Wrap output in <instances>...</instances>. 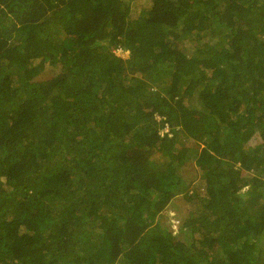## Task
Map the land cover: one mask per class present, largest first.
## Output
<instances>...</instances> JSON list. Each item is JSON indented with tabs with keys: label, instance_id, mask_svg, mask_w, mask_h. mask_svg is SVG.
Here are the masks:
<instances>
[{
	"label": "trees",
	"instance_id": "1",
	"mask_svg": "<svg viewBox=\"0 0 264 264\" xmlns=\"http://www.w3.org/2000/svg\"><path fill=\"white\" fill-rule=\"evenodd\" d=\"M131 2L0 0V264H264V0Z\"/></svg>",
	"mask_w": 264,
	"mask_h": 264
},
{
	"label": "rangeland",
	"instance_id": "2",
	"mask_svg": "<svg viewBox=\"0 0 264 264\" xmlns=\"http://www.w3.org/2000/svg\"><path fill=\"white\" fill-rule=\"evenodd\" d=\"M133 2H131L130 4V14L132 15V17H136L137 13L140 11V9H142L143 7H147V5H149V0H132ZM135 19V18H133ZM192 44V42L187 41L186 43L184 42V45L190 46ZM187 50V49H186ZM188 51V50H187ZM117 54L126 57L127 53L126 52H122V51H117ZM188 54V53H187ZM161 86H165V81L163 80V84ZM154 88V89H153ZM158 89L157 86H153L151 90H155ZM163 130H167V128L165 127V129ZM254 142L257 143V138H253ZM202 146H200L201 148ZM196 161H194V164L192 165L191 168H196L195 166L198 165L197 163L195 164ZM193 174V172H191L189 175L191 176ZM189 175H185L184 178H186ZM197 177H199V174L197 175ZM196 177V178H197ZM183 178V183L181 185L183 186H188V180H184ZM196 181H194V184H198L200 191L203 192V182H199V180H201V178L195 179ZM246 188V187H245ZM177 200H175V204H170L169 207L166 209L165 212H163V215H166L165 217L171 218V221L174 220L173 215H176L175 213L177 212L180 216L184 215L185 213H188V210L191 209V206L188 205V203L180 196L176 198ZM175 212V213H174ZM175 222V221H174Z\"/></svg>",
	"mask_w": 264,
	"mask_h": 264
},
{
	"label": "built area",
	"instance_id": "3",
	"mask_svg": "<svg viewBox=\"0 0 264 264\" xmlns=\"http://www.w3.org/2000/svg\"><path fill=\"white\" fill-rule=\"evenodd\" d=\"M119 51V50H118Z\"/></svg>",
	"mask_w": 264,
	"mask_h": 264
},
{
	"label": "clouds",
	"instance_id": "4",
	"mask_svg": "<svg viewBox=\"0 0 264 264\" xmlns=\"http://www.w3.org/2000/svg\"><path fill=\"white\" fill-rule=\"evenodd\" d=\"M166 131V130H165Z\"/></svg>",
	"mask_w": 264,
	"mask_h": 264
}]
</instances>
